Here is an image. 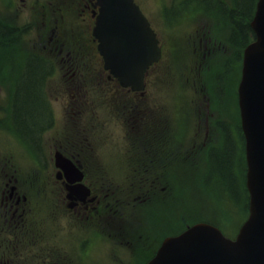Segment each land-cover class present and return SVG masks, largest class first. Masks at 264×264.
Here are the masks:
<instances>
[{"label":"flooded vegetation","instance_id":"af4514ba","mask_svg":"<svg viewBox=\"0 0 264 264\" xmlns=\"http://www.w3.org/2000/svg\"><path fill=\"white\" fill-rule=\"evenodd\" d=\"M71 4L77 3V15L84 23L91 20L94 9V0H70ZM60 0H0V55L7 58L11 64L14 56L19 53L24 55L25 61H42L46 68L43 74V82H52L56 84L52 88V94L55 99L60 100V63H61V45L59 43V26H60ZM36 7H40L39 18L36 24H28V12L32 13ZM34 30L33 38H37V44H29L33 48H39L31 55L22 53L20 49L27 44L28 32ZM27 45V50L28 46ZM5 53V54H4ZM71 59V58H69ZM21 68L22 70L26 66ZM95 63L100 64L97 60ZM101 65V64H100ZM24 72L17 75H11L14 83L18 82L15 96L17 98L18 86L25 74ZM74 70L72 76L78 74ZM99 77L102 81L112 80L108 73L100 68ZM109 92L105 94L107 96ZM42 96V92H41ZM77 106H83L85 99H75ZM47 111V121L54 125L55 114L53 110ZM133 125L130 127L134 136L140 135L136 140V148L124 153L121 160L126 162V174L120 175V179H150L151 187L155 188L157 178H165L169 166V160L172 156L170 146L171 128L166 124L156 127L150 124H139L142 121L150 120V113L140 115L136 111L132 115ZM49 125V124H48ZM43 126L38 130L42 131ZM82 131V130H81ZM114 130H108L106 137H126L127 130L121 129L113 134ZM84 136V135H83ZM85 140V136H84ZM119 143L120 151L125 152L126 142L116 140ZM195 141V140H194ZM230 141V140H229ZM231 142V141H230ZM185 149L179 152L180 161L187 170L188 143H182ZM194 146V144H193ZM190 146V147H193ZM58 147L55 142L53 149ZM116 148V146H114ZM92 147L89 141H84L80 149L73 158L80 167L86 172L88 165L93 161L92 157L86 156ZM227 149V148H226ZM225 149V150H226ZM37 161L45 162L47 158L44 155L36 157ZM94 161L96 159L94 158ZM185 163V166H184ZM100 174V175H98ZM95 178H103L104 173L93 172ZM106 174L104 178H108ZM54 178V177H53ZM47 174L48 184L55 182ZM38 185H44L43 173L36 178ZM58 182H56L57 184ZM27 185V178L23 174L11 172H2L0 175V264H98L105 257V247H108L107 215L108 207L106 199L108 189L87 186L90 194L80 200L79 195H74V206L69 213L74 222L68 221V225L60 227L56 220L59 204L50 205L49 203H27V195L24 187ZM38 190L45 193L41 198L47 199V193L53 192L59 200V195L65 197V191L60 187H40ZM164 188H160L163 190ZM154 195V189L151 190V196ZM62 196V197H63ZM65 205V204H64ZM117 217L119 227L123 228V223L129 221L124 217V210L132 211L133 205H117ZM48 211V213H47ZM129 215L128 217H130ZM48 217L54 218L49 221ZM124 218V219H123ZM120 220V221H119ZM95 235V240L93 239Z\"/></svg>","mask_w":264,"mask_h":264},{"label":"water","instance_id":"95a60500","mask_svg":"<svg viewBox=\"0 0 264 264\" xmlns=\"http://www.w3.org/2000/svg\"><path fill=\"white\" fill-rule=\"evenodd\" d=\"M98 2L93 35L106 66L123 85L141 87L142 72L159 53L154 34L132 0ZM250 26L256 40L244 50L238 86L246 140L249 217L234 242L216 228L198 223L179 236L165 239L148 264H264V0H258ZM62 166L68 168L65 160Z\"/></svg>","mask_w":264,"mask_h":264},{"label":"rangeland","instance_id":"374dc122","mask_svg":"<svg viewBox=\"0 0 264 264\" xmlns=\"http://www.w3.org/2000/svg\"><path fill=\"white\" fill-rule=\"evenodd\" d=\"M138 3L141 4L142 10L145 11L147 16L149 17L153 27L157 31L159 38L161 39V43L163 46V62L160 63L158 66L154 67V93H155V108L164 106L165 104H168V99H165L168 97L171 93H177L179 91H184L187 93H190V89L188 86H185V88L182 90L179 87V84H177L174 80V76H172L171 69H166L165 66L169 63L170 58V51L168 50L169 46L177 47L172 41H170L169 37L173 35L176 36V39L179 42V46L183 49V60H182V68H184V71L186 73L191 71L192 67V57L190 54L185 51L189 48L188 43L191 40H194L196 38L195 32L199 31L201 27L204 28V21H201L198 17L192 20L191 17L187 19V16L185 17L184 21L186 26L183 28L179 27H168L165 24H161V15L159 17L158 11V5L157 3H165L169 4L171 0H137ZM158 1V2H157ZM195 2V0H182L181 4L184 7V9H188L190 5H192ZM3 8H0V11H2ZM165 23H169L171 20H169V16L165 17ZM164 30V31H163ZM167 36L165 35V33ZM33 36V33L31 34ZM60 38L64 41L70 42L71 39L69 36L62 34L60 35ZM39 40L37 38H27V44L24 45L20 51L22 53H26L28 55L31 52L39 51V48H33L29 44L35 43L37 44ZM28 46V50L26 49ZM171 48V47H170ZM169 48V49H170ZM171 48V49H172ZM24 56V55H22ZM1 57V55H0ZM22 58H17L16 62L17 64L22 63ZM13 62H15L14 59H12ZM229 85V84H228ZM51 83H46V89L47 92L50 91ZM10 89L11 84L7 77V70L4 66V62L0 63V169L3 171L12 170L15 172L22 173L27 176V178H35L41 173H49L50 172V166L46 165L45 163H34L32 156L30 155V150L23 145L14 134L10 123L16 125L19 129H21V125L18 122V119L16 117V110L11 117H9V105H10ZM188 97L190 94L187 95ZM53 113L55 114V122L54 125L49 127V129L44 131L41 134L40 139H38L37 144L40 146L39 150L43 152L45 155L50 156V150L51 146L55 145V142L64 144L63 136L67 134L69 129L72 126L71 121L67 117L68 112L65 118L62 117V109L59 106L57 102L52 104ZM69 109V108H66ZM234 104H228L227 105V113L232 117L234 115ZM202 113H204L202 111ZM93 118L89 121H86V124L91 127L100 128L99 131L102 130V124L103 122H106L107 124L112 127L110 123H115L112 120L109 119L108 115L99 116V114L93 113ZM194 119V118H193ZM232 121L233 117H232ZM203 127V124H200ZM66 130V131H65ZM188 132L186 134V140L190 141L193 139V133L195 131V124H191L188 127ZM203 132L201 133V135ZM95 141L101 142L105 138L102 134H94ZM38 138V136H37ZM184 141V142H185ZM17 146H15V145ZM12 145V146H10ZM228 147V144H227ZM239 148L235 150V160L233 159V165H231V177L230 180L228 179V176H223L222 169L219 171L220 163H218V160H216L217 156H215V161L211 163L210 169L207 168L205 171L206 176H210L208 180L209 188H211L214 193L211 196H214L215 198L221 197V195L225 196L227 200L231 201V207L234 206V203L238 204L240 208L244 207V200L242 199L243 195V188H242V174L240 170V155L238 152ZM234 152V148H233ZM126 174V171H123L122 176ZM224 178H223V177ZM229 180V182H226V180ZM32 183H38L36 180L31 179ZM123 182V179L120 180H107L106 182L109 183V186L115 187L118 185V183ZM39 186V185H38ZM173 187H175V183L172 184ZM237 189V194H236ZM53 192H49V195H52ZM43 192L37 190L36 197L40 196L43 197ZM238 196V200L237 197ZM230 197L231 200H230ZM30 201L33 204L34 197L30 194ZM215 202H217L216 199H214ZM40 201H35L34 203H39ZM49 202V201H47ZM234 208V207H233ZM164 213L167 214V217L170 218L175 215V209L172 204V202L167 203L163 207ZM231 218H234L231 224V229L234 230L240 222L243 219V216L237 214L236 216L232 215ZM169 230L174 231L176 228L172 226H168ZM106 249V247H105ZM127 258L123 259V264L126 263ZM110 260H108L107 264ZM99 263V261H97Z\"/></svg>","mask_w":264,"mask_h":264},{"label":"trees","instance_id":"16d2710c","mask_svg":"<svg viewBox=\"0 0 264 264\" xmlns=\"http://www.w3.org/2000/svg\"><path fill=\"white\" fill-rule=\"evenodd\" d=\"M223 1L206 0L208 7H211L210 10H214L221 15V21L230 29V42L235 47H243L253 36L249 28V20L252 17L256 0H225L229 1L228 4H225ZM198 2L199 0H196L194 3L196 4ZM45 68L41 61H29L28 68L25 74H23L18 86L16 117L21 125V130L31 138L36 135L37 130L47 121V111L41 96L42 77ZM230 141L228 147L227 145L225 147L227 149L218 153L216 158L218 163H220L219 171L222 169L223 176H228L229 180V177H231V165L234 164L233 159L235 160L236 150L235 142L232 139ZM228 179L226 182H229ZM236 197L238 199V196Z\"/></svg>","mask_w":264,"mask_h":264}]
</instances>
